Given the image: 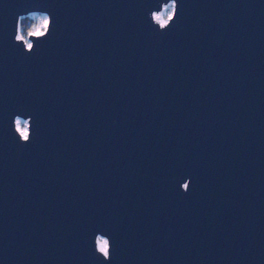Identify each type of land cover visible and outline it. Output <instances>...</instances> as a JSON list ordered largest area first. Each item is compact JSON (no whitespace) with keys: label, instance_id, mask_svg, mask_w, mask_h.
<instances>
[{"label":"water","instance_id":"water-1","mask_svg":"<svg viewBox=\"0 0 264 264\" xmlns=\"http://www.w3.org/2000/svg\"><path fill=\"white\" fill-rule=\"evenodd\" d=\"M167 3L0 0V264H264V0Z\"/></svg>","mask_w":264,"mask_h":264},{"label":"clouds","instance_id":"clouds-1","mask_svg":"<svg viewBox=\"0 0 264 264\" xmlns=\"http://www.w3.org/2000/svg\"><path fill=\"white\" fill-rule=\"evenodd\" d=\"M179 8V0H169V3L161 5L159 11H151L150 19L154 28H156L159 32H167L179 18ZM29 15L37 17L38 20L30 24H22L21 21L24 20L25 16L23 14L19 15L16 23V34L14 40L15 43L23 45L25 52H27L28 54H32L36 51L37 48V44L35 43V41L46 40L49 36H51L52 28L55 22L52 15L48 12L33 11L29 13ZM28 39H30L32 43H28ZM20 118L21 115H16L14 117V132L16 136L19 137L20 143L29 144L32 142L33 136L35 134V121L31 116L27 119L28 127L25 134L22 135L21 131L18 128V121H21ZM191 183L192 181L189 178L181 184L180 187L184 194H188L191 191ZM98 235H102L104 237L103 239L108 242L104 251H101V245L97 241ZM94 245L96 255L102 257L104 261L110 262L113 254V241L111 236L105 235L102 232H98L95 235Z\"/></svg>","mask_w":264,"mask_h":264},{"label":"snow or ice","instance_id":"snow-or-ice-1","mask_svg":"<svg viewBox=\"0 0 264 264\" xmlns=\"http://www.w3.org/2000/svg\"><path fill=\"white\" fill-rule=\"evenodd\" d=\"M18 128L21 131V134L24 135L25 132H26V130H27V127H25V128L22 129L21 128V121H18ZM99 243L101 245V251H104L108 242L106 240H104V239H101L99 241Z\"/></svg>","mask_w":264,"mask_h":264},{"label":"rangeland","instance_id":"rangeland-1","mask_svg":"<svg viewBox=\"0 0 264 264\" xmlns=\"http://www.w3.org/2000/svg\"><path fill=\"white\" fill-rule=\"evenodd\" d=\"M169 8H170V6H169ZM161 14H162V12H161ZM165 15H166V13H165ZM29 18H31L34 22L36 21V20H38V18L37 17H33V16H28ZM28 43H30V41H29V39H28V41H27ZM21 119V128L23 129V128H25V127H28V124H27V120H25V119H22V118H20ZM104 237H99V239H98V243H99V241L101 240V239H103Z\"/></svg>","mask_w":264,"mask_h":264},{"label":"trees","instance_id":"trees-1","mask_svg":"<svg viewBox=\"0 0 264 264\" xmlns=\"http://www.w3.org/2000/svg\"><path fill=\"white\" fill-rule=\"evenodd\" d=\"M32 22H34V21L31 18H29L28 16H25L24 20L21 21L22 24H25V23L30 24Z\"/></svg>","mask_w":264,"mask_h":264}]
</instances>
